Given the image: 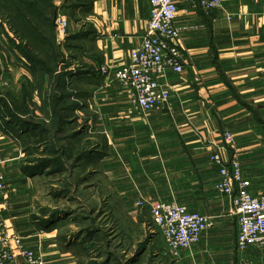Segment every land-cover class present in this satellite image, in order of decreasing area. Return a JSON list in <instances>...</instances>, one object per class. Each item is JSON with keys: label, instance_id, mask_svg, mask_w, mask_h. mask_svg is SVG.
Masks as SVG:
<instances>
[{"label": "crops", "instance_id": "1", "mask_svg": "<svg viewBox=\"0 0 264 264\" xmlns=\"http://www.w3.org/2000/svg\"><path fill=\"white\" fill-rule=\"evenodd\" d=\"M88 2V36L73 41L69 69L81 68L79 80L88 84V90L79 89L86 98L76 114L89 113L88 123L105 133L106 141L97 147L101 158L93 165L98 162L108 182L104 192L99 188L107 210L128 220L142 211L136 207L139 200L175 201L213 218L214 227L178 260L161 255L169 264H264V248L238 252L237 218L231 200L215 190L219 172L210 162L219 149L226 161L236 158L251 191L264 194V0H224L210 15L181 2L175 25L188 66L184 74L168 72L161 80L171 87V110L147 116L131 105L113 76L141 42L150 0ZM102 66L110 69L111 81L101 76ZM197 76L200 82L194 81ZM226 133L235 138L234 146L226 144ZM22 144L0 130V158L8 162L0 222L41 252L46 264H89L91 252L67 248L62 232L42 230L47 215L44 206L35 205L37 180L23 171L28 156ZM92 173L79 178L88 176L91 183Z\"/></svg>", "mask_w": 264, "mask_h": 264}, {"label": "rangeland", "instance_id": "2", "mask_svg": "<svg viewBox=\"0 0 264 264\" xmlns=\"http://www.w3.org/2000/svg\"><path fill=\"white\" fill-rule=\"evenodd\" d=\"M76 1L71 0L70 4H67L66 8L63 9V3L60 0H54L57 14L54 21L55 43L58 47L60 45L65 46L66 43L71 46L74 44V42H66L67 37L63 38L60 36V17H64L68 22L69 36L88 31V24L86 23L87 12L74 10L73 6ZM5 4L4 0L0 1V111L1 117L4 119L0 118V124L4 125L6 121L10 120V114L16 112L14 115L15 121H18L17 124L19 123L20 127L26 129H21L19 131L20 138L16 136V139L18 142L23 143L22 147L24 145L28 163L32 162V164L41 165L44 162H54L46 174L35 177L37 181L34 185L38 189L34 201L37 208L42 205L44 206L43 209L57 208L58 210L74 211L78 214L77 216L81 221L80 223L78 222V224H81L79 226L74 217L62 215L52 232H57L58 235L62 232L68 237L75 236L82 228H86L85 225L88 224L84 221V217H91L96 221L94 227L99 230V233L92 240L95 244L94 247L89 249L93 251L94 256H104L102 253L111 250L113 254L112 264H128L134 258L138 249V244L136 243L150 238L152 242L146 251L147 253L144 254L142 259H138L135 264H169L161 258V255L165 257L169 255L161 233L153 226L149 211H139V213H135L136 216L132 213L131 216L137 220L134 223L132 217H128V220H126L121 213L117 211L111 213L110 210H107L104 205V194H100L101 190L99 188L104 192L105 183L108 182H105V174L102 173V168L98 166V162L97 168L93 164H89L87 165L89 169L87 168L84 171V173L87 171V174L94 172L91 174V183L89 181L80 183L79 173H82V169L81 171L80 169L76 170L75 178H72L70 182L74 184L76 182L74 186H78V191H74L77 189L74 186H70L71 193L69 197L60 195L61 190L67 189V186L66 188L64 187L66 183L64 177L67 178V175L64 174L62 176L60 172L48 175L60 170V145L66 144L64 142L60 144V138L74 131H79L81 138L78 141L68 142H82V146H86L88 149L91 148L94 151L97 150L98 145L103 144L105 133L101 129L96 132V129L90 125L91 121L85 126L86 121L92 116L82 111L81 114L72 116L77 118L74 119L70 129H66L65 134L61 136L60 133L57 134L60 130V120L56 118L55 111L60 109V102L52 96H60V88L57 87V83L60 82V72L64 69L60 70L59 65L56 68V73L51 76L45 75L42 68L37 69L35 72L30 70V67H28L29 62L19 49L21 46H25L26 43L22 42V45L20 42L18 43L19 38L11 32L9 23L6 20L9 15L5 17L1 15L3 14L1 9ZM70 48H64L68 63L73 61L74 50L72 51ZM79 69L81 68L75 67L74 71L73 68L71 70L76 74ZM32 70L34 71V69ZM68 72H71L70 69H68ZM79 78L80 76H77L70 81V91H72V88L88 90V84L83 82L84 80L79 82ZM2 99L4 101H1ZM23 100H27L28 104L24 106L26 114L19 112L20 110L22 111L21 102ZM0 130L5 132L3 129ZM75 148L76 144L71 145V152ZM74 153L76 154L77 150ZM72 165L73 161L69 162L67 164L68 169ZM92 209L93 211H91ZM81 218H83V222ZM141 218L144 223H141ZM109 240L112 242L111 247L107 243ZM81 245H84V243L77 246Z\"/></svg>", "mask_w": 264, "mask_h": 264}, {"label": "built area", "instance_id": "3", "mask_svg": "<svg viewBox=\"0 0 264 264\" xmlns=\"http://www.w3.org/2000/svg\"><path fill=\"white\" fill-rule=\"evenodd\" d=\"M224 0H150L151 14L139 45L131 52L129 63L114 73L127 99L144 116L154 112H169L171 109V87L161 83L168 72L185 73V60L180 43V31L175 23L181 2L210 15L223 7ZM60 36L67 35L68 22L59 21ZM264 75V67L262 70ZM100 74L111 81L110 69L102 66ZM200 77L194 78L200 82ZM225 142L234 146L235 138L226 133ZM211 164L218 169L219 180L215 190L231 200L232 214L237 218L238 234L236 246L239 253L250 248H264V194H254L251 183L244 178L239 160L226 161L222 151L214 150ZM7 160L0 158V191L6 188L3 168ZM10 207L8 202L5 203ZM139 210L147 207L153 226L161 233L167 253L178 260L182 250L198 244L203 234L214 227L213 218L189 211L175 201L136 203ZM20 260L22 262H20ZM0 264H46L41 252L28 248L20 234H9L7 225L0 222Z\"/></svg>", "mask_w": 264, "mask_h": 264}, {"label": "trees", "instance_id": "4", "mask_svg": "<svg viewBox=\"0 0 264 264\" xmlns=\"http://www.w3.org/2000/svg\"><path fill=\"white\" fill-rule=\"evenodd\" d=\"M60 1L63 3V9H65L66 5L70 4L71 2V0ZM4 2H6V4L1 9L3 12V14L1 15L4 17L6 15H9L6 20L7 23H9V28L11 32L19 38L18 43L20 42L21 45L22 42L26 43L25 46H21L19 49L21 50L20 52L25 55L27 61L29 62L28 67H30V70L32 72H35L37 69L42 68L45 72V75L51 76L56 73V68H58L59 65L60 70L64 69L62 72H60V82L57 83V87L60 88V96H52L60 102V109L58 111H55V116L60 120V130L59 132H57V134L60 133L61 136L65 134L66 129H70V126L72 125L74 119L77 118L76 116H72L75 115L78 110L83 109L82 102L85 100L86 97L85 94L81 93L79 89L77 90L76 88H72V91H70L69 88V85L71 84L70 81L75 79V77L79 76L80 71L78 70L76 74L73 72H68L69 66L71 64L70 62L68 63L66 59L65 49H68L69 47H71V45L66 43L65 46L60 45V47H58L55 43L56 36L54 21L57 14L56 7L54 5V0H4ZM73 8L76 11L81 10L82 12H87L89 10V2L88 0H77ZM87 36L88 33L84 32L75 34L73 36L68 35L66 42H73L81 37ZM70 49L72 50V48ZM32 69H34V71ZM1 101H4V99H2ZM21 105L23 108L22 111L20 110L19 112L21 114H26L27 112L25 111L26 109H24V106L28 105L27 100H23L21 102ZM15 114L16 112L10 114V120L6 121L4 125L0 124V129H3V131L5 130L4 133L14 134L17 137L19 136L20 138L19 131L21 129H26L20 127L19 123V125L17 124L18 121H15L14 119ZM0 118H2L1 111ZM87 125L88 121H86L85 126ZM80 138L81 134L79 131H74L71 134H68L67 136H62L60 138V144H62V142L66 143L60 145V170L56 173L49 172L51 174H48L53 175L58 174L60 172V175L62 176L64 174L67 175V178L64 177V181L66 182L64 187L66 188L67 186V189L60 191V195H63L64 197L70 196V186L74 185V183L70 182V180L72 178H75L74 172L79 169L81 171L82 169L81 172L83 173L89 167L87 165H92L96 160H99L101 158L100 153L96 152L98 151V148L97 150L92 151L91 148L88 149L86 146H82V142H68L73 140L78 141ZM105 141L106 139L104 137V142ZM73 144H76V148L74 149V151L77 150V155L74 153V151L71 152L70 146ZM71 161H73V165L71 168L68 169L67 164ZM53 163L54 162H44L41 165H35L32 164V162L28 163L27 160L26 164L23 166V171H25L26 175L30 177L42 176L44 173H47V171L52 167ZM87 179L88 176L79 178V182L82 183L84 181H87ZM144 210L145 209H142V211ZM91 211H93V209ZM43 213L47 215V217L41 221V227L44 231H53L55 225H57L56 223L58 222V219L61 218L62 215L74 217L77 224L78 222H81L80 218L77 216L78 214L70 210L64 211L58 210L57 208H46L45 210H43ZM81 219L83 222V218ZM84 221L88 223L87 225H85L86 228H82V230L78 232L75 236H62V239L69 240L67 242V248H72V246H77L78 244L84 243V245H81V247H83L86 253L91 252V257H93V261H91L89 264H112L113 254L111 250L102 253L104 256L98 257L94 256L93 251L89 250L91 247H94L95 244L92 242V240L95 238L96 234L99 233V230L94 227L96 221L91 217H84ZM141 223H144L142 218ZM78 225L81 226V224ZM149 241L150 238H147L143 242L136 243L138 244V249L136 250L134 258L129 261L128 264H135L138 259L142 258L143 253L146 251V248L149 244ZM107 243L109 247H111L112 242L109 240Z\"/></svg>", "mask_w": 264, "mask_h": 264}]
</instances>
